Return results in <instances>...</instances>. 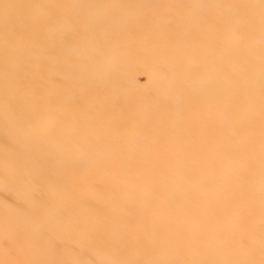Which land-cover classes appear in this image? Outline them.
Segmentation results:
<instances>
[{
    "label": "rangeland",
    "instance_id": "obj_1",
    "mask_svg": "<svg viewBox=\"0 0 264 264\" xmlns=\"http://www.w3.org/2000/svg\"><path fill=\"white\" fill-rule=\"evenodd\" d=\"M0 264H264V0H0Z\"/></svg>",
    "mask_w": 264,
    "mask_h": 264
}]
</instances>
